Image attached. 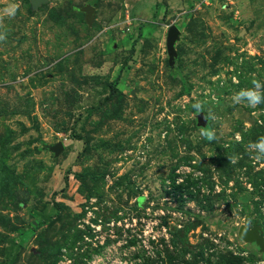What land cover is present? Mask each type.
<instances>
[{
    "label": "rangeland",
    "instance_id": "374dc122",
    "mask_svg": "<svg viewBox=\"0 0 264 264\" xmlns=\"http://www.w3.org/2000/svg\"><path fill=\"white\" fill-rule=\"evenodd\" d=\"M0 16V264H264L238 235H264V101L233 100L264 85V0H0Z\"/></svg>",
    "mask_w": 264,
    "mask_h": 264
},
{
    "label": "water",
    "instance_id": "95a60500",
    "mask_svg": "<svg viewBox=\"0 0 264 264\" xmlns=\"http://www.w3.org/2000/svg\"><path fill=\"white\" fill-rule=\"evenodd\" d=\"M49 0H31L32 4L35 6H40L41 4L47 3ZM81 12L85 14V20L89 25L93 24L95 16V7L91 4H85L79 8ZM180 38V29L176 25L169 27L166 39L167 52L169 55V63L174 64L175 58L177 56V50L175 48L176 40ZM208 123V118L204 112H200L197 116L198 126L206 127ZM50 150L59 154L64 149L63 142H59L55 145L49 147ZM238 235L245 241L256 243L260 249L264 252V235L261 234V227L255 224L253 227H248L242 225L239 228Z\"/></svg>",
    "mask_w": 264,
    "mask_h": 264
},
{
    "label": "clouds",
    "instance_id": "9594fccd",
    "mask_svg": "<svg viewBox=\"0 0 264 264\" xmlns=\"http://www.w3.org/2000/svg\"><path fill=\"white\" fill-rule=\"evenodd\" d=\"M15 5H11L4 10V15L9 17H13L16 12ZM3 17L0 16V22H2ZM253 88L251 89H243L240 92L236 93L233 96V100L235 103H245L248 107L255 108L259 105L262 101H264V85L261 84L260 81L254 80ZM208 139L214 138V133L211 131H205L202 133ZM250 148L258 149V153L255 156L256 160H261L264 158V137H262L257 143L250 144Z\"/></svg>",
    "mask_w": 264,
    "mask_h": 264
},
{
    "label": "trees",
    "instance_id": "16d2710c",
    "mask_svg": "<svg viewBox=\"0 0 264 264\" xmlns=\"http://www.w3.org/2000/svg\"><path fill=\"white\" fill-rule=\"evenodd\" d=\"M115 90V89H114ZM71 141V140H70ZM231 260H233V259H231ZM230 264H235L233 261H231V263ZM239 264V263H238Z\"/></svg>",
    "mask_w": 264,
    "mask_h": 264
}]
</instances>
